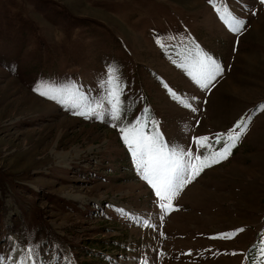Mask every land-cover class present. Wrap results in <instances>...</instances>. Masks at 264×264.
Returning a JSON list of instances; mask_svg holds the SVG:
<instances>
[{
	"label": "rangeland",
	"instance_id": "1",
	"mask_svg": "<svg viewBox=\"0 0 264 264\" xmlns=\"http://www.w3.org/2000/svg\"><path fill=\"white\" fill-rule=\"evenodd\" d=\"M220 14L244 23L230 31ZM197 52L221 68L206 88L190 74ZM53 88L81 106L39 94ZM130 124L169 151L206 136L209 160L244 131L164 214L120 138ZM263 239L260 0H0V264L29 244L40 258L26 264H248Z\"/></svg>",
	"mask_w": 264,
	"mask_h": 264
},
{
	"label": "snow or ice",
	"instance_id": "2",
	"mask_svg": "<svg viewBox=\"0 0 264 264\" xmlns=\"http://www.w3.org/2000/svg\"><path fill=\"white\" fill-rule=\"evenodd\" d=\"M209 3L212 4L213 0H209ZM260 3L264 4V0H260ZM217 12L219 13V9H217ZM220 18L229 25L230 31L233 32L238 31L239 27L244 23L243 20L225 14H220ZM190 69L192 78L202 88H206L207 82L214 80L221 73V68L210 56L199 52H197L195 58L192 60ZM107 84L109 87L106 92V98L111 105L109 118L113 121V126L115 127L121 119L117 96L120 89L118 84L113 85L111 76H109ZM33 90L38 91L35 88ZM39 94L49 99L57 100L60 103H63L65 99L71 100L74 107H80V101L83 100V96L66 88H53L48 91H40ZM99 106L98 103L96 107L98 108ZM92 110V105L88 103L84 105V110L74 112L73 114L86 116ZM96 118L101 119V116L97 114ZM239 123L237 122V125L234 127H239ZM118 131L122 142L132 157L137 174L155 193L161 212L167 214L172 210L171 201L178 190L193 180L195 176L199 175L204 168L226 159L231 149L235 147V142L244 131V128L240 127L236 133H231L230 131L228 141L224 143V147L220 151L211 157V160H209L208 156L202 157L199 154L207 146L208 137L206 136L193 137V146L189 147L187 151L181 150L177 152L175 150H168L167 145L162 142L159 132L145 134L135 124L119 126ZM219 141L220 137L217 134V143ZM161 219H163V216H161ZM143 224L151 227L148 220L143 221ZM230 235L227 233L221 234L219 238H229ZM25 243L27 242L25 241ZM36 257L35 245L29 244L23 256L19 259H11H13L14 264H26V261L32 262L36 260Z\"/></svg>",
	"mask_w": 264,
	"mask_h": 264
},
{
	"label": "trees",
	"instance_id": "3",
	"mask_svg": "<svg viewBox=\"0 0 264 264\" xmlns=\"http://www.w3.org/2000/svg\"><path fill=\"white\" fill-rule=\"evenodd\" d=\"M262 250H264V239L262 241L256 242V244L251 248L248 254H246V259H247L248 264H261L262 263L261 258H263L261 256V253L263 252ZM256 257H259V259H257ZM39 258H40V255L37 254L36 259H39Z\"/></svg>",
	"mask_w": 264,
	"mask_h": 264
}]
</instances>
